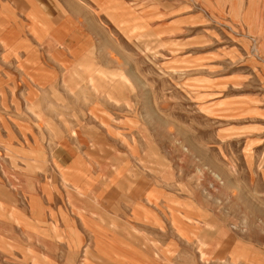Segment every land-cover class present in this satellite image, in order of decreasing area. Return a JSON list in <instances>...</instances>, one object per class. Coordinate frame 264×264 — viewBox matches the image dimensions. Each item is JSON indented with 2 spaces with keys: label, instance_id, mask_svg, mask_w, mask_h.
I'll use <instances>...</instances> for the list:
<instances>
[{
  "label": "crops",
  "instance_id": "0c3cea01",
  "mask_svg": "<svg viewBox=\"0 0 264 264\" xmlns=\"http://www.w3.org/2000/svg\"><path fill=\"white\" fill-rule=\"evenodd\" d=\"M65 4L0 0V252H33L36 260L49 234L58 262L63 224L76 221L72 232L91 241L97 264H173L172 252L197 234L211 236L206 254L218 264L229 243L222 250L218 231L183 215L191 203L153 173V147L124 143L139 136L123 127L122 101L77 79L96 75L81 68L90 60L105 75L136 72L123 67V53L92 51L106 49L105 28L90 9Z\"/></svg>",
  "mask_w": 264,
  "mask_h": 264
},
{
  "label": "rangeland",
  "instance_id": "374dc122",
  "mask_svg": "<svg viewBox=\"0 0 264 264\" xmlns=\"http://www.w3.org/2000/svg\"><path fill=\"white\" fill-rule=\"evenodd\" d=\"M71 1L106 30V49L91 50L123 53V67L136 72L105 75L90 60L81 68L96 75L77 79L122 101L123 127L139 136L124 143L153 147V173L191 203L183 215L218 231L222 250L229 243L218 264H264V0ZM178 221L172 212L171 239ZM71 225L58 237V262L48 234L40 258L11 250L0 264H97L91 241L78 242ZM186 238L173 264H209L211 236Z\"/></svg>",
  "mask_w": 264,
  "mask_h": 264
}]
</instances>
